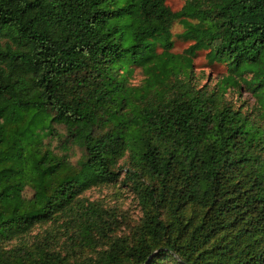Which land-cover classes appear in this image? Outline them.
Segmentation results:
<instances>
[{
    "label": "trees",
    "instance_id": "16d2710c",
    "mask_svg": "<svg viewBox=\"0 0 264 264\" xmlns=\"http://www.w3.org/2000/svg\"><path fill=\"white\" fill-rule=\"evenodd\" d=\"M177 20L185 54L171 52ZM202 49L252 74L256 115L221 98L224 82L192 84ZM263 150L264 0H0V242L65 217L97 244L108 212L82 195L125 171L140 234L88 264H264ZM0 264L78 263L37 243Z\"/></svg>",
    "mask_w": 264,
    "mask_h": 264
},
{
    "label": "rangeland",
    "instance_id": "374dc122",
    "mask_svg": "<svg viewBox=\"0 0 264 264\" xmlns=\"http://www.w3.org/2000/svg\"><path fill=\"white\" fill-rule=\"evenodd\" d=\"M167 4L173 11H180L185 0H167ZM184 30L185 27L180 20H177L172 27L174 47L171 52L175 54H185L186 49L193 44V41L183 37ZM158 51L161 52L162 48L159 47ZM208 52L209 50L202 49L193 56L192 84L197 89L212 91L224 82L225 90L222 91L223 93L218 92L219 95H222L221 98L233 104L235 108L242 107L244 111L253 112L256 115L260 111L257 103L258 97L241 80L242 77L250 79L252 74L248 71L234 70L232 72L229 70L226 60H217L211 63L207 58ZM131 67H133V71L128 73V84L132 86L143 85L148 79V74L141 66L132 65ZM227 75H234L239 80V85L223 81V77ZM45 142H48L47 138ZM56 143L54 141L53 146ZM82 154V150L79 148L70 150V158L74 163L81 158ZM126 159L123 158L119 161L121 167L126 165ZM125 174V171H122L117 182L93 186L82 195L85 199L98 203L108 212L105 223L107 236L102 237L97 244L84 242L81 231L73 222L61 217L54 222L36 225L30 234L0 242V253H22L23 249L27 251V249H34V244L44 243V248L59 251L71 261L78 264H88L91 259L101 254L116 239L123 238L134 243L140 234L144 209L140 204L138 193L132 186L124 184ZM24 194L28 197L32 196L31 187L26 186Z\"/></svg>",
    "mask_w": 264,
    "mask_h": 264
}]
</instances>
